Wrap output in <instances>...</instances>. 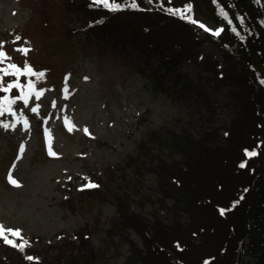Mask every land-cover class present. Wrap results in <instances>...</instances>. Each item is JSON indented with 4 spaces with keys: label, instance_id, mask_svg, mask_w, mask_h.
Listing matches in <instances>:
<instances>
[{
    "label": "rangeland",
    "instance_id": "1",
    "mask_svg": "<svg viewBox=\"0 0 264 264\" xmlns=\"http://www.w3.org/2000/svg\"><path fill=\"white\" fill-rule=\"evenodd\" d=\"M91 5L0 0V264H230L264 136L242 64L197 30L225 24L207 0L160 7L208 31L161 8L93 26Z\"/></svg>",
    "mask_w": 264,
    "mask_h": 264
},
{
    "label": "trees",
    "instance_id": "2",
    "mask_svg": "<svg viewBox=\"0 0 264 264\" xmlns=\"http://www.w3.org/2000/svg\"><path fill=\"white\" fill-rule=\"evenodd\" d=\"M163 1L153 0L150 4L148 0H136V3L138 10L145 8L154 10L162 8L160 3ZM207 1L218 21L226 23L225 31L220 36H213L197 30L208 39L225 47L242 64L264 136V83H262L264 81V0ZM117 2L123 3V0ZM91 6L95 7L93 9L100 17L93 26L104 21L105 15L119 16L124 12L137 10L125 7L123 10L110 11L102 4L96 3V0H92ZM182 8L184 5L180 6V9ZM175 64L176 62L169 61L166 69L171 70ZM2 95L3 93L0 92V96ZM261 145L263 151L253 165L249 184L243 190L236 225L230 236L228 248L230 264H238L244 257L250 258L245 264H264V137ZM245 239H248L247 242Z\"/></svg>",
    "mask_w": 264,
    "mask_h": 264
},
{
    "label": "snow or ice",
    "instance_id": "3",
    "mask_svg": "<svg viewBox=\"0 0 264 264\" xmlns=\"http://www.w3.org/2000/svg\"><path fill=\"white\" fill-rule=\"evenodd\" d=\"M148 2L151 4V3H153V0H148ZM96 3L102 4L104 8H106V9H108L110 11L123 10V8H125V7H129V8L138 10V5L136 3V0H123V3L117 2V0H96ZM161 10L165 11L166 14H168V15L177 16L178 18H180L182 20H186L189 23L197 24V26H199L200 28L204 29L205 31H208V29L202 23L198 24L195 20H193L191 18L190 15H188L191 12L190 5L184 6L183 9H174V8H171V7L163 8L162 7ZM213 35L219 36L220 32L219 31L213 32ZM19 39L20 38L17 37V40H19ZM21 51H24V50H21ZM4 56H5L4 52L0 51V60H3ZM9 68L11 70H13L16 74H19V72H20V69L17 68V66L15 64H11L9 66ZM25 72L26 73H32V69L30 67H26L25 68ZM43 75H44L43 72L39 73V77H42ZM262 83H264V81H262ZM0 87H2V86H0ZM20 87H21V85L18 84V83L17 84H11L10 83V84H7V87L4 88V90L8 91V90H10L12 88H20ZM32 94H33V85L29 84L28 85V92L27 93L22 92V94H21V99H23L25 105H27V103H28L29 95H32ZM35 95H36L37 99H39L41 94L37 92V93H35ZM14 103H15L14 100H8L7 97H5L4 101H0V114H2L5 111L11 112L12 105ZM32 111L36 112L37 109L33 108ZM65 123L67 124L68 121L66 120ZM24 125H25V128L28 127V121L27 120H24ZM3 127L7 128V127H9V125L4 124ZM85 131H87V130H85ZM49 154L50 155H55V153L52 151L51 145H49ZM245 155L248 156L249 158H251V157L256 156L257 153L254 152V151L249 152V151L246 150L245 151ZM239 167L240 168L246 167V162L240 163ZM10 182L12 184L16 185V186H19L17 184V182L15 180H12L11 178H10ZM87 187L96 188V187H98V185H96L95 183H90V184L87 185ZM241 199H243V196H241ZM233 207H235V204H233ZM220 211H221V214L223 215L226 210L225 209H221ZM12 235L19 236V232L12 231ZM0 238L4 239L5 242L12 243V241H9L7 239V236L5 235V231H4L3 226H0ZM28 259L31 260L32 257H28Z\"/></svg>",
    "mask_w": 264,
    "mask_h": 264
}]
</instances>
